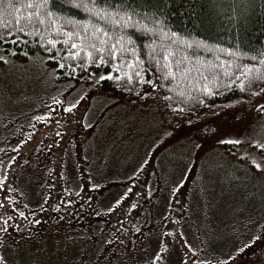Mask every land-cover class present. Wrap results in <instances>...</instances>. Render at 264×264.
Wrapping results in <instances>:
<instances>
[{
	"label": "rangeland",
	"instance_id": "obj_1",
	"mask_svg": "<svg viewBox=\"0 0 264 264\" xmlns=\"http://www.w3.org/2000/svg\"><path fill=\"white\" fill-rule=\"evenodd\" d=\"M103 77L61 80L0 48V219L36 221L11 264H155L166 243L164 264H264V87L186 113L155 79L129 99ZM62 153L64 180L91 182L78 192L54 185ZM59 189L84 207L57 212Z\"/></svg>",
	"mask_w": 264,
	"mask_h": 264
},
{
	"label": "trees",
	"instance_id": "obj_2",
	"mask_svg": "<svg viewBox=\"0 0 264 264\" xmlns=\"http://www.w3.org/2000/svg\"><path fill=\"white\" fill-rule=\"evenodd\" d=\"M88 8L80 0H0V48L19 60L44 57L61 80L103 75V86L129 99L155 79L167 107L179 112L264 87V80L247 83L264 75V0H90Z\"/></svg>",
	"mask_w": 264,
	"mask_h": 264
},
{
	"label": "flooded vegetation",
	"instance_id": "obj_3",
	"mask_svg": "<svg viewBox=\"0 0 264 264\" xmlns=\"http://www.w3.org/2000/svg\"><path fill=\"white\" fill-rule=\"evenodd\" d=\"M73 147L72 143H67V149L70 147ZM66 149V151H64L63 153L68 152ZM60 154L58 156V159L56 157V163H55V167L58 168V173H57V177L55 178V182L54 185H64L67 181V184L70 185L68 187H70V191L71 193H75L80 191V187H78L77 185H79V182L81 181V183L83 182V184L89 185V183L91 182H87L80 180L78 182L77 185H74L72 178L69 180L67 177L64 180V171L66 169V165H65V156L64 154ZM72 168L67 167V173H68V177H71ZM103 193H97L96 196V201H99L100 198L102 197ZM1 199L2 200H6L4 191L1 195ZM55 202L52 203L53 206L58 207V210H56L57 212H60L61 214H65L66 216L71 214L72 212L75 211V209L82 207L83 205H78V202L74 201L73 199L67 200V198L64 197V193L61 189L57 190L56 195H55ZM144 200H146V198H144ZM179 201V199H178ZM84 207V206H83ZM177 210L180 211V208L178 205H176L175 207ZM3 210V209H2ZM2 210L0 211V213L2 212ZM142 210V207L137 208V210H133L131 216L135 217L138 214V211L140 212ZM10 222H5L7 224V227L4 225V218L0 219V264H11V262L8 259V250L9 249H14L16 247V245H22V246H26L28 245L31 241H32V235L34 233V227H35V220H31L28 217H18L16 214H12L10 215ZM26 220H29L27 223ZM173 220L175 221V218H173ZM134 222V219L131 218L127 221V224L129 226L125 227V230L122 231V239L123 241H128L129 240V236L131 239V236L133 235V231L130 228V226H132ZM168 237H174L175 234V230L173 229H169V233H168ZM17 241L20 244H17ZM169 242V241H168ZM169 243L165 244V247L162 251V253H159V259L155 258V264H164V261L166 260V254L168 251V247H169Z\"/></svg>",
	"mask_w": 264,
	"mask_h": 264
},
{
	"label": "snow or ice",
	"instance_id": "obj_4",
	"mask_svg": "<svg viewBox=\"0 0 264 264\" xmlns=\"http://www.w3.org/2000/svg\"><path fill=\"white\" fill-rule=\"evenodd\" d=\"M89 2H90V0H80V6H81V7H84L87 11L91 12L92 10H91L90 8H88V3H89ZM47 3H48V0H43V4H47ZM33 6H34L33 3H28V4H27V7H28V8H33ZM35 15L39 16L40 13H36ZM45 15H47V16H51L52 13H51V12H48V13H46ZM121 19H123V17H121ZM129 20H131V17H129ZM39 23H44V20H39ZM65 23H70V22H69V21H65ZM73 27H75L74 24H73ZM97 31H99V29H97ZM85 32H87V28H85ZM107 34H108V33L105 31V32H104V35H107ZM67 35H68L69 39H71V37L74 35V33H73V32H69V33H67ZM75 35H79V33H75ZM48 43H49V44H52V46L55 47V44L53 43V41L50 40ZM101 43H104V41H101ZM117 43H119V41H117ZM188 46H189V47H192V45H188ZM77 47H78V45H77L76 43H72V44H71V48H72V49H76ZM91 47H92L93 49H95L97 52H100V51H101V49L97 48L95 44H92ZM110 48H111V49H115V45H111ZM109 54H110V56H111L113 59H115L116 56H117V53H116L115 51H110ZM79 55H80V53H79V52H76V53L74 54V57H73V58H75V56H79ZM88 57H89V58L92 57V53H91V52L88 53ZM163 59H164V60H168V59H169V56H164ZM100 60L103 61V56H102V55L100 56ZM262 63H264V61H262ZM130 66H131V65H130ZM170 66H171V63H170L169 65H165V67H170ZM248 71L251 72L252 69H248ZM137 75H139V73H137ZM169 75H171V73H169ZM109 78H111V77H109ZM205 79H207V77H205ZM236 79H240V77L237 76ZM260 80H264V75L258 74V75L255 76V77H250V78L248 79V82H247V83H248V86L250 87L251 84H252L253 82L260 81ZM243 89H244V83L242 82V83H241V90H243ZM262 90H264V89H262ZM253 94H255V93H253ZM229 143H239V141H229ZM257 167H259V165H257ZM2 182H3V181L0 180V183H2ZM157 259H159V257H157Z\"/></svg>",
	"mask_w": 264,
	"mask_h": 264
}]
</instances>
